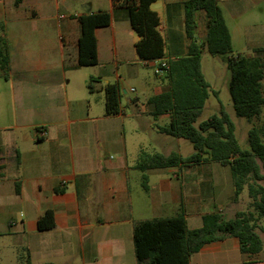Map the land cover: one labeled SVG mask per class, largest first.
I'll list each match as a JSON object with an SVG mask.
<instances>
[{
	"label": "crops",
	"instance_id": "0c3cea01",
	"mask_svg": "<svg viewBox=\"0 0 264 264\" xmlns=\"http://www.w3.org/2000/svg\"><path fill=\"white\" fill-rule=\"evenodd\" d=\"M185 1L151 4L160 19L166 58L145 62L137 55L139 37L128 11L112 0L105 9L63 14L57 0H0V37L8 58L6 70H0V235L21 242L30 264H136L135 222L183 210L187 227L195 229L204 215L231 219L241 211L228 166L205 162L148 169V190L136 168L141 152L192 154L182 153L181 138L170 140L158 131L156 119L169 115L156 118L150 103L169 89L156 66L187 53ZM215 2L232 54L264 60V0ZM99 11L108 12L111 21L95 30L98 63L79 66L76 17ZM206 23L199 12L198 40L206 37ZM108 83L120 90V111L114 116L104 110ZM145 102L143 111L138 106ZM138 127L148 134L143 142ZM56 188L63 193H55ZM47 210L53 211L54 227L39 231L37 221ZM259 225L264 228V218ZM257 232L263 243L257 254L242 253L238 240L229 236L205 245L189 264H264V231Z\"/></svg>",
	"mask_w": 264,
	"mask_h": 264
},
{
	"label": "trees",
	"instance_id": "16d2710c",
	"mask_svg": "<svg viewBox=\"0 0 264 264\" xmlns=\"http://www.w3.org/2000/svg\"><path fill=\"white\" fill-rule=\"evenodd\" d=\"M155 0H112L114 7L129 13V22L139 39L135 44L138 57L145 62L166 58L165 41L160 34V19L150 6ZM185 30L189 39L183 57L168 60L165 77L169 89L150 99L153 115H169V123L158 131L173 138L188 140L193 146L189 156L176 152H141L136 168L143 173L142 187L148 190V169L173 168L216 162L230 168L234 188V201L247 190L250 203L245 211H238L231 219L213 213L202 217V224L195 229L186 225L184 212L168 218H152L133 224L132 240L136 264H189L190 257L205 245L226 237L238 240L242 253L257 254L263 243L258 234L259 221L264 218V60L260 56L232 54L229 30L215 0H186L184 3ZM203 12L207 19L206 37H195L197 15ZM81 34L78 40V65L93 66L98 63L95 30L110 25L106 11L78 15ZM227 55L230 70L229 94L236 116L257 124L249 129L247 149H242L235 134V125L221 106L217 114L197 123L210 95V85L201 67L202 53ZM8 58L4 40L0 37V70L5 71ZM88 89H91V81ZM106 116L120 111V90L116 83L103 87ZM217 95V93L215 92ZM15 191L19 194V185ZM55 193H63L56 188ZM54 227V214L47 210L37 221L39 231ZM26 264H30L29 260Z\"/></svg>",
	"mask_w": 264,
	"mask_h": 264
},
{
	"label": "rangeland",
	"instance_id": "374dc122",
	"mask_svg": "<svg viewBox=\"0 0 264 264\" xmlns=\"http://www.w3.org/2000/svg\"><path fill=\"white\" fill-rule=\"evenodd\" d=\"M57 2L59 4L58 12L61 14L66 13L67 11H84L87 7H91L90 10L96 11L97 9H105L108 4V0H57ZM201 65L205 78L210 85V95L200 116L198 117L197 123L206 120L213 114H217L222 106L235 125V134L240 147L242 149H247L248 131L253 124H257L258 121L254 119L252 122H248L245 118L236 116L234 112L228 89L230 70L227 67V55H211L207 51H204L202 53ZM150 68L152 67H148L147 69L149 76L152 80H156L157 77ZM138 107L144 111L148 105L145 102ZM156 123L160 126H165L169 123V119L164 117L158 118L156 119ZM138 132V139L143 142L146 137H148V134H146V132L141 130L139 127ZM165 136L167 137L168 135ZM167 138L170 139V136ZM181 142L182 153L187 154L194 151L192 144L188 140L182 139ZM165 146L167 147L166 149H175L174 145ZM132 186H134V182H132ZM249 201L250 198L248 197L247 190L245 189L240 195V202L238 203L239 209L241 211L247 210ZM26 262H28V254L25 248L21 246V242L18 240L8 239L4 235H0V264H26Z\"/></svg>",
	"mask_w": 264,
	"mask_h": 264
},
{
	"label": "built area",
	"instance_id": "2783aa9c",
	"mask_svg": "<svg viewBox=\"0 0 264 264\" xmlns=\"http://www.w3.org/2000/svg\"><path fill=\"white\" fill-rule=\"evenodd\" d=\"M168 68V64L166 62L160 63L156 66L155 73L157 75H162L165 73V69Z\"/></svg>",
	"mask_w": 264,
	"mask_h": 264
}]
</instances>
